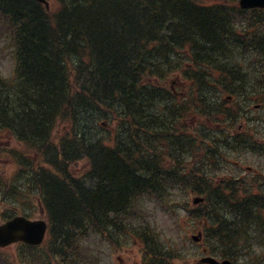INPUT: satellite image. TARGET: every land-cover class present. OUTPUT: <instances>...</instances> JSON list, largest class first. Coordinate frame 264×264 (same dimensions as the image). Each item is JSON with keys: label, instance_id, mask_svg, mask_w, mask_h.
<instances>
[{"label": "trees", "instance_id": "1", "mask_svg": "<svg viewBox=\"0 0 264 264\" xmlns=\"http://www.w3.org/2000/svg\"><path fill=\"white\" fill-rule=\"evenodd\" d=\"M50 1L54 6L47 8L38 0H0V36L10 40L14 57L10 82L0 77V130L38 152L41 167L34 166L33 185L59 244L48 257L37 253L34 262L92 264V252L102 244L96 242L97 231L111 235L105 230L132 233L136 225L144 227L143 203L136 201L152 197L165 205L172 187L188 191V175L160 167L161 156L154 151L158 137L177 136L176 125L184 126L180 119L188 108V98L181 102L163 84L181 67L175 52L186 46L191 51L197 112L210 118L228 113L236 121L239 105L234 102L230 112L223 95L242 93L248 100L254 95L248 83L264 84V9L243 10L236 0ZM42 38L50 42L42 44ZM15 103L21 109L10 119L6 110ZM57 120L74 129L54 135ZM101 122L111 129L101 132ZM119 135L137 154L113 151L111 142ZM179 147L172 143L168 150L186 149ZM80 160L84 170L74 174ZM7 185L0 184L2 192ZM207 201L216 209L225 203L223 214L234 206L232 198ZM99 209L117 215L106 220L94 214ZM187 213L202 219L197 209ZM94 221L100 224L91 226ZM157 240L144 246L154 258L148 264H174L177 249Z\"/></svg>", "mask_w": 264, "mask_h": 264}, {"label": "rangeland", "instance_id": "2", "mask_svg": "<svg viewBox=\"0 0 264 264\" xmlns=\"http://www.w3.org/2000/svg\"><path fill=\"white\" fill-rule=\"evenodd\" d=\"M225 2H227V0H223ZM52 5H53V2H52ZM10 63H11V60H10V57L9 55L7 54V50L6 49H3V41L0 42V72L3 73V74H6L8 71H9V68H10ZM169 78L167 79V83L169 84V81L171 80H175L176 79V86L177 87V90H181L182 91V85H184L185 83L180 79V77L177 75V73H169ZM251 115H258V112L256 111V109L254 107H252V110L250 112ZM60 125H63L65 126V124H60ZM59 125V126H60ZM58 128L63 132L62 130V127H59ZM262 129L264 130V126H262ZM7 142H10L9 138L7 136H3L0 138V144H2L4 148H6V144ZM5 150L2 151L1 150V147H0V173H1V170H5L6 172V176L12 174L13 170L14 173L9 176V177H15L18 175V171H17V168H10V163H9V159L5 157ZM194 156H196V160H198L200 158V152L198 151H195L194 152ZM230 160H231V163L226 165L225 167L222 168V170L218 173V178H222V179H226L228 178L231 174H235L237 172H239L241 170V172L243 173L242 170H244V166L245 164L249 165V166H252L254 168L257 169V171L259 172V176H264V157H259L258 155L257 156H254L252 153H247L244 152L243 154L241 155H231L230 156ZM233 160H238L240 161V164H235ZM189 161H193L192 159H189ZM195 163V162H193ZM80 168L83 167V162L80 161ZM240 168V170H239ZM81 170V169H80ZM80 170H77V171H80ZM190 197V196H188ZM37 200V199H36ZM6 203V202H5ZM17 207L16 210L21 213V212H27L29 213L33 218L34 217H43L42 214H40L39 210L37 209V206H35L34 208H31L30 210L29 209H25L24 208V204L22 202H17L16 204ZM4 210L2 209V206H0V213L1 211ZM153 219L155 221V223L164 228L165 231H166V234L167 235H170V236H173V237H170V242H172V244L174 246H177L179 244H182L184 243L186 247L183 248V250L181 251V256L178 258V257H175V260H174V263L175 264H182V260H184V255L187 253L186 257H185V260L187 259V257L189 256V261H195L197 260V257H196V254H194L192 251L195 250L197 248V245L192 243V242H183L185 241V239L188 238L189 235H191L192 233H195L196 229L198 228L195 224V222L193 221H189L188 219L183 221V224L179 226L178 230H176L174 228L173 232H169V230L167 229V227H169V223H170V220H166L165 217L161 216L160 214L158 215H154L153 216ZM171 227V225H170ZM135 239H137L135 237ZM179 243V244H178ZM129 247H127L125 250H123L122 254H120L119 258H117L116 256L114 257V260L115 258L118 259L115 260L116 261V264H138V260L140 259V254L139 252L137 251V249L141 248V243L140 242H135L133 244L132 242V239H131V243L130 245H128ZM9 249H11V247H9ZM7 250L5 249V251L9 254L10 253V250ZM182 254H183V257H182ZM140 264H141V260H139Z\"/></svg>", "mask_w": 264, "mask_h": 264}, {"label": "bare ground", "instance_id": "3", "mask_svg": "<svg viewBox=\"0 0 264 264\" xmlns=\"http://www.w3.org/2000/svg\"><path fill=\"white\" fill-rule=\"evenodd\" d=\"M39 42L42 43V44H48L50 42V40L48 38H42V39L39 40ZM16 44H18V41H17ZM242 76H243V74H242ZM50 79L54 80V78H50ZM262 86L263 85H260V87H262ZM56 105H57V107L60 106L59 104H56ZM20 109H21V105L18 104V103H15L14 107L13 108H9V109L7 108L6 112H7V114L9 116H12L10 119H13L14 114H16L14 111L20 110ZM59 109H61V107ZM36 128H37V131L40 132V128L39 127H36ZM99 128H100L101 132H107V131H104V130H110L111 129V127L107 126V124H105L104 122H101ZM72 129H74V128H72V125L69 124V130H72ZM95 129H97V126L91 128V130H90V135L92 137H93V134L95 132ZM171 131L172 130H170L169 132H171ZM61 132L62 131L58 128L57 129V133H61ZM69 132H71V131H69ZM168 133H166V134H168ZM174 134L170 133L167 137L173 139V138L176 137V135H174ZM163 135H165V134H163ZM93 141H94V138H89L88 137V142L89 143H92ZM112 142H111V148L113 149V151H116L117 153H118V151H127V152H131L133 154H137V151L134 149V147L130 146L129 140L127 138L123 137V136L119 135V137L114 139ZM108 158H109V156H107V155L101 156V160H103V161H107ZM10 164H11L10 168L11 167L14 168L15 165H16V163L14 161H10ZM94 214H96L97 216H99L101 218H107L106 220H108V218H111V219L115 218V216L117 215L116 212L104 214V212L102 210H100V209L97 210ZM90 224H91V226L96 227L100 223H98L97 221H94V222H91ZM135 242H138V241H135ZM96 248L97 249H95V251L92 252V254L94 255V257L99 259L98 260V264H116V261L113 258H110L109 253L107 252L106 249L99 248L98 246ZM137 251L140 252V248L137 249Z\"/></svg>", "mask_w": 264, "mask_h": 264}, {"label": "water", "instance_id": "4", "mask_svg": "<svg viewBox=\"0 0 264 264\" xmlns=\"http://www.w3.org/2000/svg\"><path fill=\"white\" fill-rule=\"evenodd\" d=\"M239 5L241 8H264V0H239ZM43 230L44 225L42 223L18 217L0 227V243L6 244L18 238L27 242L37 243L41 240ZM202 261L210 264H221L210 258H204Z\"/></svg>", "mask_w": 264, "mask_h": 264}]
</instances>
